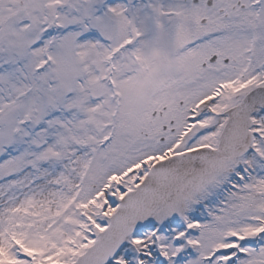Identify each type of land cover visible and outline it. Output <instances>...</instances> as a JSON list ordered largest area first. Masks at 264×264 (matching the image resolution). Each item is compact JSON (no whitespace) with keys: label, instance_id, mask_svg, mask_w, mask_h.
I'll list each match as a JSON object with an SVG mask.
<instances>
[{"label":"snow or ice","instance_id":"obj_1","mask_svg":"<svg viewBox=\"0 0 264 264\" xmlns=\"http://www.w3.org/2000/svg\"><path fill=\"white\" fill-rule=\"evenodd\" d=\"M0 264H264V0H0Z\"/></svg>","mask_w":264,"mask_h":264}]
</instances>
